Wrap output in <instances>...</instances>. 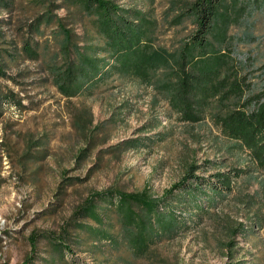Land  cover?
Wrapping results in <instances>:
<instances>
[{
    "label": "trees",
    "instance_id": "obj_1",
    "mask_svg": "<svg viewBox=\"0 0 264 264\" xmlns=\"http://www.w3.org/2000/svg\"><path fill=\"white\" fill-rule=\"evenodd\" d=\"M143 1L32 0L33 15L24 22L25 27H19L26 32L21 33L20 44L5 38L0 42V118L5 105L25 108L23 98L7 83L24 86L31 71L22 65L30 61L42 75L40 84L49 82L66 99L94 96L102 89L117 87L115 82L135 83L151 88V100L165 102L183 122H201L211 111L225 137L247 152L246 166L222 170L223 164L216 160L193 161L159 196L146 189L126 192L112 187L90 192L57 233L30 237L31 254L20 264H38L40 240L47 251L39 258L43 264H76L68 256L79 259L77 253L89 255L93 264H136L143 260L179 264L156 256L155 248L198 229L206 219L216 228L211 237L219 236L224 264H264L254 254L246 260L238 245V239L246 241L264 229V178H260L264 173V88L253 93L241 75L242 65L228 46V14L236 3L169 0L159 23L149 9L139 6ZM146 1L152 7L155 0ZM11 5L12 0H0L1 7ZM177 26L191 28L172 46L161 44L159 37ZM116 115L113 112L109 118L113 125ZM84 116L76 120L86 136L85 148L77 154L80 159L95 149L98 139V133L91 135L86 129L92 125L89 108ZM157 139H125L111 150L118 154L148 148ZM42 143V139L33 140L28 146L43 151ZM28 155L31 153L26 152ZM242 178L247 186L256 183L259 187L251 193L240 188L236 191ZM69 180L59 188L72 185ZM231 201L233 213L243 212L244 222L219 211L221 204Z\"/></svg>",
    "mask_w": 264,
    "mask_h": 264
},
{
    "label": "rangeland",
    "instance_id": "obj_2",
    "mask_svg": "<svg viewBox=\"0 0 264 264\" xmlns=\"http://www.w3.org/2000/svg\"><path fill=\"white\" fill-rule=\"evenodd\" d=\"M168 1L155 0L151 7L144 0L139 6L149 9L162 23ZM234 3L228 14V46L242 65L241 75L256 93L264 88V0ZM33 12L32 0H12L11 6H0V42L5 38L20 44L21 33L26 32L19 27H25L24 22ZM190 28L171 27L159 41L170 47L184 39ZM22 68L31 71L25 85L7 84L23 98L25 108L5 105L0 118V264H20L31 254L30 237L34 233H57L73 208L90 192L112 187L126 192L146 189L159 196L193 161L199 164L206 159L216 160L223 164L222 170L246 166L247 152L225 137L211 111L201 122H183L165 102L151 100V88L135 83L115 82L117 87L102 89L94 96L66 99L49 82L40 84L42 75L35 63L25 61ZM87 108L91 110L92 125L86 129L91 130V135L98 133V139L95 149L80 159L77 154L85 148L86 136L76 120L85 117ZM113 112L117 114L115 125L109 120ZM96 125L98 129H92ZM143 136H157L159 140L148 148L118 154L111 150L122 140ZM38 139H42L44 150H31L28 144ZM26 152L31 155L26 156ZM33 153L40 157L34 159ZM260 175L258 178H264L263 172ZM70 178L72 185L59 188ZM247 185L245 178L240 179L236 191L240 188L251 193L259 187L256 183ZM233 206L231 201L218 209L244 222L243 212L233 213ZM212 232L217 233L216 228L206 219L198 229L159 244L155 255L179 264H224L226 257L218 244L219 236L211 237ZM238 240L246 260L256 255L264 263V229L246 241ZM38 251L40 257L46 256L43 240L39 241ZM76 256L79 259L68 257L76 264H93L86 253ZM39 258L38 264H43Z\"/></svg>",
    "mask_w": 264,
    "mask_h": 264
}]
</instances>
